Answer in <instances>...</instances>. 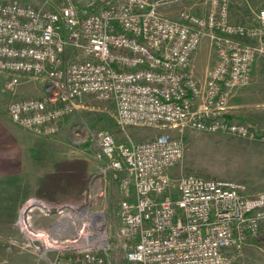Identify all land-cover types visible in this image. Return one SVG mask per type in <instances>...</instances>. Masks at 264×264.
<instances>
[{
	"label": "built area",
	"instance_id": "built-area-1",
	"mask_svg": "<svg viewBox=\"0 0 264 264\" xmlns=\"http://www.w3.org/2000/svg\"><path fill=\"white\" fill-rule=\"evenodd\" d=\"M180 2L87 0L79 8L65 0L48 9L0 0V74L6 76L0 91L14 95L19 73L41 81L39 95L8 102L12 122L43 137L56 133L86 96L114 105L124 138L96 133L94 158L104 164L87 192L100 186L101 174L106 181V172L117 182L127 264H231L230 250L256 235L264 219V191L250 194L234 179L186 173L173 182L171 175L184 153V127L252 135L227 118L225 107L231 87L247 84L253 61L264 58V6L254 24L231 21L229 0H209L203 15L162 12ZM204 36L216 59L200 81L190 59ZM157 124L176 132L137 140L126 130ZM58 209L81 220L80 234L72 236L81 246L76 264H101L109 238L97 210L87 204Z\"/></svg>",
	"mask_w": 264,
	"mask_h": 264
},
{
	"label": "rangeland",
	"instance_id": "rangeland-1",
	"mask_svg": "<svg viewBox=\"0 0 264 264\" xmlns=\"http://www.w3.org/2000/svg\"><path fill=\"white\" fill-rule=\"evenodd\" d=\"M18 1L35 7L55 9L65 0ZM73 1L79 8L87 2V0ZM208 2L209 0H181L180 3L163 8L162 12L175 17L177 11L183 8L203 15L208 8ZM263 6L264 0H229L230 20L241 24H254L256 12ZM215 59L211 38L204 36L190 59L193 73L200 81H203L206 70L214 64ZM18 76L21 82L14 95L0 91V121L30 133L9 119L6 107L12 99L39 95L41 81L31 79L30 74L27 73H19ZM5 79L6 76L0 74V87L3 86ZM225 109L226 115L230 117H227L228 119L246 124L252 135L239 136L225 131H205L184 127L182 129L184 153L182 159L172 167V180L174 182L181 174L195 173L204 177L241 181L246 184L247 192L250 194L264 191L263 57H256L253 61L251 79L247 84L231 87ZM103 121L113 126L109 129L103 128L101 127ZM101 130H109L117 140L124 138L123 133L116 130L112 101L86 96L76 109L63 118L56 133L43 137L36 136L38 145L35 154L39 174L51 168L52 162L56 159L84 157L92 180V174L98 175L96 171L104 164V161L94 158L95 135ZM126 130L137 140L150 139L161 131L173 134L176 132L175 128L163 124L147 127L129 126ZM108 174L106 172L104 176L106 181L101 174L100 186L93 185L88 194L90 180L81 203H72V205L87 204L91 210H97V219L103 223L102 228L109 238L108 246L106 244L108 253L101 264H127L121 232L123 225L117 208L119 188L116 181L108 179ZM35 179L19 177L18 181L32 189ZM99 187L103 190L102 195H96ZM42 205L43 202L40 200L32 196L27 197L18 207L12 227L0 229V264H76V260L72 257L81 246L78 241L72 239L76 233H79L81 220L71 218L72 226L75 225L71 230L69 223L64 220L69 210L60 211L58 209L60 206L51 209L46 204L50 209L46 211ZM90 232L91 230L83 229L84 234ZM230 254L231 264H264V219L260 223L258 233L249 237L240 246L232 248Z\"/></svg>",
	"mask_w": 264,
	"mask_h": 264
},
{
	"label": "trees",
	"instance_id": "trees-1",
	"mask_svg": "<svg viewBox=\"0 0 264 264\" xmlns=\"http://www.w3.org/2000/svg\"><path fill=\"white\" fill-rule=\"evenodd\" d=\"M87 9L91 10L89 6ZM115 124L116 130L120 131L116 120ZM112 126L106 121L101 124L106 129ZM18 180L17 175L0 176V229L12 227L18 207L30 196L48 204L51 209L81 203L91 172L86 158L64 157L54 160L51 168L38 175L32 189Z\"/></svg>",
	"mask_w": 264,
	"mask_h": 264
},
{
	"label": "crops",
	"instance_id": "crops-1",
	"mask_svg": "<svg viewBox=\"0 0 264 264\" xmlns=\"http://www.w3.org/2000/svg\"><path fill=\"white\" fill-rule=\"evenodd\" d=\"M26 132L0 121V176L17 175L23 179H35L40 175L35 154L38 145L36 135L31 131Z\"/></svg>",
	"mask_w": 264,
	"mask_h": 264
},
{
	"label": "bare ground",
	"instance_id": "bare-ground-1",
	"mask_svg": "<svg viewBox=\"0 0 264 264\" xmlns=\"http://www.w3.org/2000/svg\"><path fill=\"white\" fill-rule=\"evenodd\" d=\"M64 217V216H63ZM65 221H66V223L68 222L69 223V225L72 227V224H73V221L72 220H70L69 218H67V217H65V219H64ZM78 220V219H77ZM63 222V221H62ZM76 222V221H75ZM75 222H74V224H75ZM63 226V225H62ZM58 227H59V225H58ZM65 227V226H64ZM61 228V227H60ZM73 228V227H72ZM71 232V231H70Z\"/></svg>",
	"mask_w": 264,
	"mask_h": 264
}]
</instances>
